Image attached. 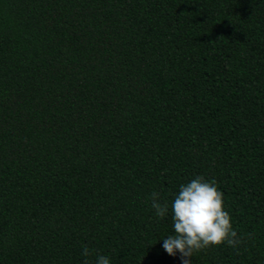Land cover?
<instances>
[{"label":"trees","instance_id":"1","mask_svg":"<svg viewBox=\"0 0 264 264\" xmlns=\"http://www.w3.org/2000/svg\"><path fill=\"white\" fill-rule=\"evenodd\" d=\"M197 175L243 242L192 264H264V0H0V264H182Z\"/></svg>","mask_w":264,"mask_h":264},{"label":"clouds","instance_id":"2","mask_svg":"<svg viewBox=\"0 0 264 264\" xmlns=\"http://www.w3.org/2000/svg\"><path fill=\"white\" fill-rule=\"evenodd\" d=\"M150 200L156 217L163 219L171 215L173 231L165 236L162 247L172 256L178 252L182 264H192L193 254L209 247L227 244L236 248L243 242L224 207L223 193L215 181L202 175L182 183L171 202L162 201L159 191H153ZM89 254L85 247L82 255ZM84 264H90L89 260L85 259ZM94 264H110V258L98 255Z\"/></svg>","mask_w":264,"mask_h":264}]
</instances>
